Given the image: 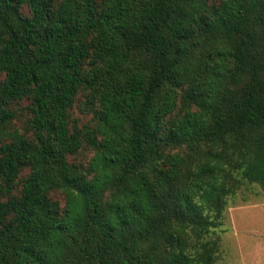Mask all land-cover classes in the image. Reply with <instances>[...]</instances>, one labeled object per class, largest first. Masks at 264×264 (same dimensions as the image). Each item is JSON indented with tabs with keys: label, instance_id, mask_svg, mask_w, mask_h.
I'll return each mask as SVG.
<instances>
[{
	"label": "trees",
	"instance_id": "trees-1",
	"mask_svg": "<svg viewBox=\"0 0 264 264\" xmlns=\"http://www.w3.org/2000/svg\"><path fill=\"white\" fill-rule=\"evenodd\" d=\"M249 184L264 0H0V264H216Z\"/></svg>",
	"mask_w": 264,
	"mask_h": 264
},
{
	"label": "rangeland",
	"instance_id": "rangeland-1",
	"mask_svg": "<svg viewBox=\"0 0 264 264\" xmlns=\"http://www.w3.org/2000/svg\"><path fill=\"white\" fill-rule=\"evenodd\" d=\"M83 97L79 96L71 114L78 124L86 122L89 115L81 110ZM26 102L15 105L16 115L10 126L24 131L28 112ZM91 153L80 152L76 161L86 163ZM26 171L22 173V176ZM54 197L64 204L62 194L56 192ZM220 234V250L216 264H264V187L258 184L241 188L233 199L229 200L224 211L223 224L216 229Z\"/></svg>",
	"mask_w": 264,
	"mask_h": 264
}]
</instances>
